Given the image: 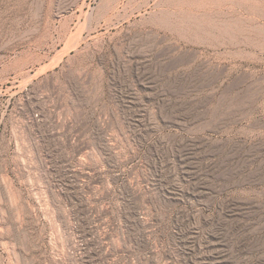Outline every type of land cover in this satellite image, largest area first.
I'll use <instances>...</instances> for the list:
<instances>
[{"label":"rangeland","instance_id":"374dc122","mask_svg":"<svg viewBox=\"0 0 264 264\" xmlns=\"http://www.w3.org/2000/svg\"><path fill=\"white\" fill-rule=\"evenodd\" d=\"M0 264H264V0H0Z\"/></svg>","mask_w":264,"mask_h":264}]
</instances>
